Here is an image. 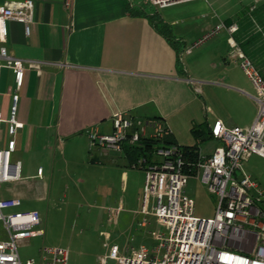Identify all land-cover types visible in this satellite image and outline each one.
<instances>
[{
    "label": "crops",
    "instance_id": "crops-1",
    "mask_svg": "<svg viewBox=\"0 0 264 264\" xmlns=\"http://www.w3.org/2000/svg\"><path fill=\"white\" fill-rule=\"evenodd\" d=\"M32 1L28 36L22 24H7L9 55L39 63L41 69L40 73L26 71L18 93L14 159L18 153L38 147L39 143L32 141L41 131L51 133L57 142L42 143L45 148L54 144L64 150L65 143L60 142L78 140L88 150L90 163L107 158L114 164L120 162L124 158L117 152L90 151L85 135L90 127L109 133L116 112L137 118L159 117L177 145H197L204 156L212 154L220 143L212 138L196 140L191 133L194 125L210 130L216 120L227 127L252 124L257 112L254 89L238 63L229 58L227 32H212L220 23L236 25L234 41L264 79V0H191L162 9L149 0H72L69 8L64 0ZM161 28L168 31L175 47ZM9 71L8 83L0 91L4 116L15 91ZM243 172L264 191V158L250 156ZM41 176L36 175L38 179ZM142 190L143 184L134 207L127 208L119 200L110 208L116 217L130 214L129 223L118 231L131 236L121 249L124 256L141 246L152 255L157 246L155 234L161 228L152 215L141 213ZM113 224L118 226L116 218Z\"/></svg>",
    "mask_w": 264,
    "mask_h": 264
},
{
    "label": "built area",
    "instance_id": "built-area-1",
    "mask_svg": "<svg viewBox=\"0 0 264 264\" xmlns=\"http://www.w3.org/2000/svg\"><path fill=\"white\" fill-rule=\"evenodd\" d=\"M191 0H149L157 9ZM72 0H64L69 8ZM32 0H0V72L8 68L13 74L14 94L7 116L0 113V185L21 180V162L13 158L19 121L17 103L27 70L40 73V65L9 55L6 47L8 22L23 25L30 34L33 22ZM224 30L229 35V58L237 62L254 89L256 116L249 127H227L216 120L210 128L219 145L212 154L201 153L194 164L195 173L185 171L188 165L177 144L167 145L171 135L165 121L159 117L137 118L116 112L111 116V131L100 133L97 127L85 130L89 150L114 151L126 159L125 146H134L141 139L154 140L145 156L138 157L131 168L144 172L141 213L152 215L161 230L155 234L157 246L150 255L145 247L130 249L128 256L120 255L116 245L109 247L106 257L117 264H264V191L243 172L250 156L264 158V79L234 41L236 25L218 24L212 33ZM212 33L203 36L185 49L197 47ZM192 83V81H188ZM36 174L42 175L38 168ZM194 177L216 197L214 216L201 219L194 214V201L186 192L188 179ZM21 206L17 197L0 198V222L6 239H0V264H66L67 251L42 248L37 261L23 263L18 246L43 236L42 220L36 210L8 212Z\"/></svg>",
    "mask_w": 264,
    "mask_h": 264
},
{
    "label": "rangeland",
    "instance_id": "rangeland-1",
    "mask_svg": "<svg viewBox=\"0 0 264 264\" xmlns=\"http://www.w3.org/2000/svg\"><path fill=\"white\" fill-rule=\"evenodd\" d=\"M184 64L187 67L185 59ZM9 72L8 68L1 71V92L8 83ZM32 143H39L38 147L17 155L21 162V180L0 185V198L15 196L21 201L20 207L6 213L36 210L42 220L43 236L18 246L21 261H37L42 248L66 250V264H99L109 247L116 244L121 255L126 237L131 236L119 235L118 231L129 223L130 214L124 212L116 217L110 208L119 200L127 208L136 205L144 172L131 168L125 159L115 164L109 158L90 163L88 150L78 140L60 142L65 143L64 150L54 144L45 148L42 143H57L49 132L39 131ZM38 167L44 171L40 179L36 177ZM186 186V193L194 200L195 216L212 218L216 197L194 177L188 179ZM115 218L118 228L113 224ZM0 239H6L1 222ZM130 245L134 242L130 241ZM105 264H117V261L107 258Z\"/></svg>",
    "mask_w": 264,
    "mask_h": 264
},
{
    "label": "trees",
    "instance_id": "trees-1",
    "mask_svg": "<svg viewBox=\"0 0 264 264\" xmlns=\"http://www.w3.org/2000/svg\"><path fill=\"white\" fill-rule=\"evenodd\" d=\"M161 33L169 40V42L175 47L176 42L168 35V31L165 28L160 29ZM181 50L179 48L178 52ZM191 133L193 137L199 142L205 141L209 138H212L210 130L205 129L202 126L194 125L192 127ZM213 139V138H212ZM165 143L167 145L176 144L171 136L167 137ZM158 142L154 140L141 139L140 143L134 146H125L124 153L126 155V161L130 166L138 157L147 155V152H150L154 145H157ZM181 147V146H180ZM187 166L185 167L186 172L191 174L195 173L194 164L198 159L200 153L199 147L197 145L191 147H181ZM148 156V155H147Z\"/></svg>",
    "mask_w": 264,
    "mask_h": 264
}]
</instances>
